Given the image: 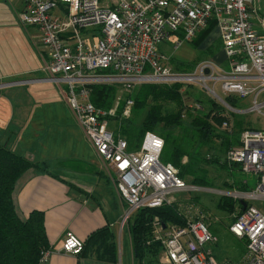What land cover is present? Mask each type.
<instances>
[{
  "label": "built area",
  "instance_id": "1",
  "mask_svg": "<svg viewBox=\"0 0 264 264\" xmlns=\"http://www.w3.org/2000/svg\"><path fill=\"white\" fill-rule=\"evenodd\" d=\"M252 0H24L20 22L38 33L35 45L43 58L47 79L64 91L66 102L97 155L105 162L125 210L122 223L144 207L171 204L175 194L206 188L189 184L170 162L161 161L164 139L146 131L138 148L131 149L125 136L110 127L116 108H102L91 101L92 86L119 85L132 90L142 83H193L203 85L225 109L220 128L233 132L230 112L264 114V38L251 23ZM214 20L222 49L229 63L223 69L211 59L200 60L192 71L173 73L168 55L159 49L173 40L176 48ZM211 85H208L209 83ZM226 96L244 99L249 106H231ZM128 100L122 116L130 112ZM187 111H202L198 101L184 102ZM228 165L256 176L251 190L218 191L242 206L229 225V232L246 241L240 264H264V130L244 128L239 142L224 154ZM183 162L186 161L184 157ZM244 202L245 207L241 204ZM184 225L163 224L157 217L147 243L158 242L168 264H219L206 245L217 238L208 229L201 210L193 203L182 204ZM84 241L66 231L59 252L80 254ZM51 251L43 249L39 264Z\"/></svg>",
  "mask_w": 264,
  "mask_h": 264
},
{
  "label": "rangeland",
  "instance_id": "2",
  "mask_svg": "<svg viewBox=\"0 0 264 264\" xmlns=\"http://www.w3.org/2000/svg\"><path fill=\"white\" fill-rule=\"evenodd\" d=\"M100 1L103 4H112L115 0ZM19 6L18 2L15 3V0H0V83L47 77V74L42 70V56L35 45V41L38 40L37 30L35 28L25 29L20 23L18 18ZM174 44L175 43L171 39L168 43L159 46V49L169 56L170 61L167 63V67L173 73L192 71L197 62L208 59L207 57H209V52L195 42L183 41L176 48L174 47ZM221 67L228 70L229 63L227 62ZM171 84L172 83H167L166 85ZM183 85L181 91L183 92L182 98L185 103L197 101V97L203 99L205 103L209 100H214V97L200 83L188 82ZM208 85H211V83ZM138 89L139 86L132 90H126L119 85L114 87V96L112 98L111 107L109 108H116V113L111 117L110 127L117 134L124 136L120 131L123 124H121L122 120H130L132 125H141L146 111L148 110V106H145L144 108L142 107V109L135 108L134 98ZM214 89L222 98L226 96L219 89V84H216ZM251 98L252 95H249L244 99H238V104L241 106L243 104H248L247 106H249L251 104ZM128 100L132 101L130 112L127 116L123 117L121 112ZM37 102H42L41 104H43V106L38 108L32 115L30 111ZM16 104L19 106L17 107ZM25 104H28L27 108L21 107V105ZM168 107L170 109H178L176 102L168 104ZM20 110L25 111L26 115L28 114L27 118L32 117V123L35 122L36 118L43 120L41 124L42 132L48 131V133H51L54 141H57L58 136H61L64 133L68 137V142H71V145H73L74 148H79L80 150L85 151L86 145L84 141L87 142V139L79 125H77L76 119L73 117L69 106L56 83L50 81H31L7 87H0V121H8L13 112L17 117V113ZM262 112L264 113V109ZM243 117L245 123L248 124L249 120L251 126L264 130V114L249 112L244 114ZM183 118L184 124L181 126H175V128L172 129L163 128L162 124H158L153 131L158 133L164 139V145L165 137L162 133L170 131L175 137H180L182 140L181 142L191 152H199L197 153V157L199 155V158L201 159L196 165H194V168L196 166L201 167V171L198 173L207 181L206 186H203L209 189L204 190L203 188V190L198 192L190 191L176 193L174 198L176 201L188 200L193 202L194 200H197L196 203H193V206L198 210H201L205 219L204 221L208 225V229L217 237L215 243L206 245L214 254L216 261L219 264H240L246 253V241L235 237L229 232V225L237 216L239 206L237 203L233 209L230 206L226 208L220 206V194H218V191L251 190L256 184V177L252 173L242 171L237 165L232 172H229L228 169H224L218 163H208L203 161L202 158L208 157L213 151L209 150L207 146L200 145L199 141L196 139V135H194L195 131L188 123V117L185 116ZM70 121L71 123L75 122V125L73 127L65 128L66 131L56 127V122L62 125H68ZM12 123L13 124H11L9 129L14 133V130H16L14 120ZM217 127L218 130L225 131L220 128V125H217ZM29 130L31 132L33 131L32 128ZM10 131L9 133L12 134ZM2 137L3 136L0 135V142L5 143V145L10 147V145L7 144L8 139ZM233 137L234 141H236L235 138L239 139V135L237 134H234ZM218 142L219 140L216 139L215 143L218 144ZM10 143H12V140ZM136 143L138 142L134 138L131 145L134 146ZM135 148L137 147H133L132 149ZM217 156L220 158L221 162L225 160L224 154H218ZM161 161L167 162L164 152L161 155ZM191 179V177H187L185 181L191 184ZM245 179L246 181H243ZM182 204H184V202ZM255 204L264 212V203L258 202ZM114 232L116 234V242L122 249L123 256L121 264H131L127 226L124 225L122 228H119L117 225L114 227ZM159 250V254H157V262L162 264L163 262H160L163 257L161 256V245Z\"/></svg>",
  "mask_w": 264,
  "mask_h": 264
},
{
  "label": "trees",
  "instance_id": "3",
  "mask_svg": "<svg viewBox=\"0 0 264 264\" xmlns=\"http://www.w3.org/2000/svg\"><path fill=\"white\" fill-rule=\"evenodd\" d=\"M214 24V20L210 21L208 27L199 32L192 42L199 44ZM115 86L113 84L92 86L91 101L105 109L111 107ZM182 86L184 85L181 82L171 85L157 83L139 85L134 98L135 108L142 109V107L148 106L141 125H132L130 120L121 122L123 124L120 131L124 134L131 149L138 148L144 133L153 131L158 124H162L163 128L172 129L184 124ZM196 100L201 104L204 103L202 104L203 110L187 111L188 123L195 131L194 135L200 145L207 146L209 150L213 151L202 160L208 163H218L224 169L232 172L236 165H239H228L225 160L221 162L217 155L225 154L230 147L238 144V138H235L236 141L233 140L234 134L239 135L244 128L255 127L251 126L249 122L245 123L243 115L230 112L233 132L218 130L217 125L226 119L222 115L225 108L214 100H209L207 103L200 97H197ZM225 100L233 107L240 105L236 97L225 96ZM172 102L177 103V110L168 107V104ZM162 134L165 137L162 153H165L166 160L178 168V173L182 178L191 177V184L206 186L207 181L198 173L201 171V167L194 168V165L201 159L199 155L197 157L199 152H191L181 142L180 137H175L170 131ZM134 138L138 143L133 146L131 142ZM216 139L219 140L218 144L215 143ZM184 157H186V161L182 162ZM32 172H49V164L45 161L38 162L29 159L24 154L18 153L0 142V264H39L41 251L49 246L43 212L32 210L27 217H22L14 205L13 194L18 180ZM219 199V205L225 208L230 206L233 209L236 203L239 206L238 201L232 197L220 196ZM196 201L191 202L196 203ZM182 202L174 201L159 207L140 208L129 216L126 224L130 234L133 264H159L157 254L160 251V244L158 242L147 243L153 232L152 222L157 217L163 224L184 225L186 217L183 213ZM186 202L191 203L188 200H185ZM241 209L242 206H239L238 213L241 212ZM91 243L92 245L97 244L98 254L112 264H116V243L107 227L92 232L84 242L81 252Z\"/></svg>",
  "mask_w": 264,
  "mask_h": 264
},
{
  "label": "crops",
  "instance_id": "4",
  "mask_svg": "<svg viewBox=\"0 0 264 264\" xmlns=\"http://www.w3.org/2000/svg\"><path fill=\"white\" fill-rule=\"evenodd\" d=\"M17 2L20 5L18 12L20 14L24 7V0H15V3ZM250 10L252 26L264 38V0H252ZM23 27L25 29L34 28L26 25ZM199 45L209 51L208 59L215 61L220 66L228 62L222 49L216 24L199 42ZM31 81L52 82L46 77H42L22 81H6L0 83V87ZM58 88L64 96L62 88L60 86ZM41 103L37 102L32 107L30 111L32 115L43 106ZM247 105L243 104L242 106ZM16 106L19 105L16 104ZM27 106L28 104L21 105L24 108ZM71 113L75 118L72 111ZM17 114L16 117L13 112L8 121H0V135L3 136L2 138L8 139L7 144L12 150L24 154L34 161H45L49 164V172H32L20 178L13 194L14 205L20 216L27 217L32 210H40L44 214V226L49 242L48 249L51 253L42 264H112L98 254L97 244L87 245L83 252L77 255L59 252L66 231H72L86 242L92 232L103 227H107L113 235L116 243V264H121L123 254L121 247L116 242L114 227L117 225L119 228L127 226L121 221L126 206L116 190L105 162L97 155L87 138V142L84 141L86 149L82 151L79 148H74L64 133L58 136L57 141H54L51 133L42 132L43 120L36 118L32 123V117L27 118L28 114L26 115L25 111L20 110ZM13 120L16 128L14 133L9 129ZM56 123V127L64 131H66L65 128L75 125V122L71 123V121L68 125ZM76 123L79 125L77 120ZM31 128L32 132L29 130ZM11 140L12 143H10ZM183 202L185 203V201ZM128 236L131 264H133L129 230ZM212 255L214 256L213 253ZM161 256H163L162 252ZM161 260L162 264L166 263L163 257Z\"/></svg>",
  "mask_w": 264,
  "mask_h": 264
},
{
  "label": "water",
  "instance_id": "5",
  "mask_svg": "<svg viewBox=\"0 0 264 264\" xmlns=\"http://www.w3.org/2000/svg\"><path fill=\"white\" fill-rule=\"evenodd\" d=\"M19 81H22V80H19ZM241 204L243 205V208H244L245 207L244 202L241 201Z\"/></svg>",
  "mask_w": 264,
  "mask_h": 264
}]
</instances>
